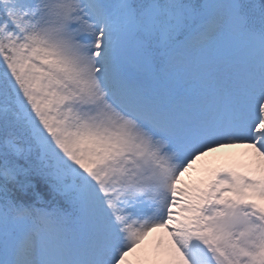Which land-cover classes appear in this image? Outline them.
<instances>
[{"label": "snow or ice", "instance_id": "obj_1", "mask_svg": "<svg viewBox=\"0 0 264 264\" xmlns=\"http://www.w3.org/2000/svg\"><path fill=\"white\" fill-rule=\"evenodd\" d=\"M0 264H264V0H0Z\"/></svg>", "mask_w": 264, "mask_h": 264}, {"label": "rangeland", "instance_id": "obj_2", "mask_svg": "<svg viewBox=\"0 0 264 264\" xmlns=\"http://www.w3.org/2000/svg\"><path fill=\"white\" fill-rule=\"evenodd\" d=\"M225 151H226L227 155L224 157H219L218 160L214 155L213 157L207 158L206 161L200 162L197 165L196 170L185 175V177L183 178L184 182L185 183H193V182L197 181L198 179L206 178L208 173L205 171V169L208 167L228 166V165L235 163V162H230V163L226 162L227 158L233 157L232 152L236 153V156L239 157V160L237 162L245 160V157L243 156V153L245 150L243 148H233V149H227ZM218 161L220 164L218 163ZM155 236H156V233L150 234L148 239L145 241V244L148 245L153 240V238Z\"/></svg>", "mask_w": 264, "mask_h": 264}, {"label": "bare ground", "instance_id": "obj_3", "mask_svg": "<svg viewBox=\"0 0 264 264\" xmlns=\"http://www.w3.org/2000/svg\"><path fill=\"white\" fill-rule=\"evenodd\" d=\"M233 153V157L232 158H227V160H226V162L227 163H229V162H235V161H238L239 160V157H237L236 156V153H234V152H232ZM215 155V157L217 158V160H218V158L219 157H224V156H226L227 154H226V151L224 150L223 152H220V153H216V154H214ZM218 163H219V161H218ZM220 164V163H219Z\"/></svg>", "mask_w": 264, "mask_h": 264}]
</instances>
